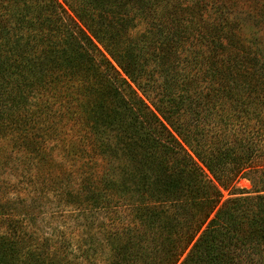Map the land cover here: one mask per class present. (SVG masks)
<instances>
[{
	"label": "trees",
	"instance_id": "1",
	"mask_svg": "<svg viewBox=\"0 0 264 264\" xmlns=\"http://www.w3.org/2000/svg\"><path fill=\"white\" fill-rule=\"evenodd\" d=\"M63 1L0 0V153L8 141L58 162L47 144L63 130L44 99L59 93L61 119L88 138L62 140L60 156L93 163L71 202L118 227L105 262L83 234L68 260L71 240L60 254L35 212L0 200V264H263L264 170L247 171L255 144L228 128L231 112L264 110V55L242 32L264 0ZM257 175L253 194L222 202Z\"/></svg>",
	"mask_w": 264,
	"mask_h": 264
},
{
	"label": "rangeland",
	"instance_id": "2",
	"mask_svg": "<svg viewBox=\"0 0 264 264\" xmlns=\"http://www.w3.org/2000/svg\"><path fill=\"white\" fill-rule=\"evenodd\" d=\"M59 2L64 8H69L68 4L64 3L63 0H59ZM237 4L239 5L238 9L244 11L251 9L253 6V3L249 4L246 0L241 2L237 0ZM262 5L259 4L257 9L264 8ZM239 13L241 12L239 11ZM253 16L256 20L249 19L246 22L247 28H245V31L242 30V32L248 40L247 42L250 45L253 44V49L256 52L258 50L263 52L264 17L259 16V11H255ZM232 18L233 14L231 15ZM261 53L260 55L263 56L264 54ZM64 86L66 85L64 84ZM64 86L63 83L59 84V88ZM68 86L70 87V85ZM52 94L48 95L50 99H44V101H48L50 105L53 104V110L57 112L55 119L62 121L56 120L57 123L55 125H58V128L63 130L61 132L63 134H60V138L53 137V140L48 142L47 149L51 151L54 149L52 153H54L53 156H56L58 162L54 165L39 164L37 159L33 158L32 155L30 156L20 150L18 151L8 141H5L2 145H7L6 153H0V200L14 204H24L30 211L35 212V216H38L40 220L36 226V228L40 227L37 230L38 236L42 240L49 238L50 244L57 251L60 250L59 248L63 251L65 245L63 240H71L72 244H67L71 245V250L74 254L70 253V250L67 249L65 254L66 256L68 255V260H72L73 257L76 258L81 253L78 251L79 246L76 241L83 234L81 239L89 240V242L93 241L101 249L98 255L91 256L90 261L103 263L110 256L108 247H106L108 245L104 241L103 236L105 233L110 234L115 228L117 229L118 225H115L112 218H110V216H113V211L111 213L109 209L108 211L102 210L91 213L84 211L83 207L80 208L81 206L71 202L78 195L81 173L92 167L93 163L88 157H84L85 159L79 158V161H70V159L69 161H65L61 158L62 148H59V145H62V140L68 145L75 141L77 143L80 141L84 142L88 138L85 137L81 126L74 121L75 119L69 116L66 119L63 118L64 121L61 119L59 112H61L62 107L66 104L62 102V95L59 96V93ZM55 96L57 97L55 98ZM146 101L150 103L149 100ZM260 112L257 110V113L251 112L249 114L238 115L233 111L230 114L233 116V124L230 126L232 128L229 127L228 130L232 131L233 128L238 129V134L245 132L256 147L253 163L250 165L252 168L247 169V171L250 169L264 170V110L262 113ZM231 133L233 134L234 132ZM87 149L90 152L93 151L91 145H88ZM48 166L52 167L48 169ZM98 166L100 172L104 170L103 167ZM103 166L107 167V165ZM259 176L240 178L233 189H222V202L231 197L239 196L241 193L245 195L253 194L256 191L253 182L255 178L257 182L260 178ZM24 198L26 199L25 201L23 200ZM15 206L21 207L20 205ZM59 253L62 254L60 251ZM254 262V264H262V261L258 259Z\"/></svg>",
	"mask_w": 264,
	"mask_h": 264
}]
</instances>
